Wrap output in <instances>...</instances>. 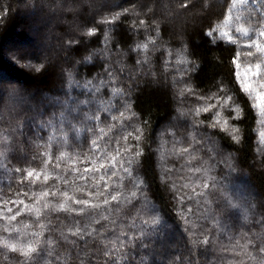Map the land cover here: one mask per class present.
<instances>
[{"label":"snow or ice","instance_id":"1","mask_svg":"<svg viewBox=\"0 0 264 264\" xmlns=\"http://www.w3.org/2000/svg\"><path fill=\"white\" fill-rule=\"evenodd\" d=\"M155 0H137L140 9L148 8V12L155 17L153 9L149 8L150 3ZM178 8L184 13H190L192 9L199 6L201 12L211 11V0H176ZM227 12L224 14L222 23L215 26L209 24L207 31L202 32L206 37V43L211 47L220 48L218 38L215 33L220 32V39L227 37L231 44H238V39H232L229 32L220 31L224 26H235V33L241 39H246L248 44L246 49L233 50L228 57H231V65L234 70L229 71L228 83L232 84V77L239 82V89L234 86L229 88L224 80L215 81L209 87H216L217 92L211 95L198 94L196 88V77L202 70L203 58L197 55L187 44L180 48L166 46L167 42L161 39L160 22L153 19L152 23H147L144 19H139L136 9H124L123 13L129 12L136 15L139 23L133 20L131 30H144V39H137L125 50L117 42V53H112L110 47L114 40L113 33L120 27L123 19L126 18L121 12H111L110 16H103L99 22L103 26V48H97L84 56L76 63L84 66L94 60L96 56H101L106 61L111 60L112 55H118L121 59L116 63L119 66V73L125 74L131 81L127 87L118 86L122 84L120 75L112 68L111 63H105L104 73H97L91 79L82 82L73 81L72 72H68L69 82L76 83L78 87L87 90L83 100L73 102L69 95L67 99L61 100L59 97H50L44 94L42 98L39 92L18 86L0 83V101L5 104L7 114L15 119L21 112L25 114V119L20 121L19 131L23 136V128H32L37 138L41 129L52 123L55 118L53 113L49 121L37 123V117L43 116V102L47 100L50 104L60 105L62 111L60 120L62 127L59 129L63 136V144L69 148L80 149L74 155H67L64 152L56 157L58 161L55 165L60 168L59 161L66 157L67 161L75 160L80 167H73V176L70 182L67 175L56 179L60 180L63 187L53 185L44 186L38 193L33 192V202L26 203L19 194L14 201L19 205L13 210L8 208L2 213L4 219L8 221L3 226V232L7 236L0 235V243L4 249L12 253L19 252L23 259L17 260L10 257L8 251L0 252V257L8 264H200L199 260L191 259L192 250L189 249V256L180 253L162 257L163 245L157 241L163 239V229L171 227L166 225V221L161 214L157 202L150 199V191L147 182L142 175L144 158L159 153L158 167L159 173L155 179L159 181L161 188L165 192L171 193L172 199L177 206V215L185 225V231L190 237L195 236V232L189 227L191 221L189 217L196 216L197 220H211L216 229H219L221 221L233 218L236 211L244 214L247 224H241V228L248 229L242 235L244 243L239 241L234 247H239L240 252L233 256L230 264H264V200L256 201L255 198H245L243 201L230 189V177L234 173L241 171L237 153V145L244 143V130L239 127L246 120L251 119L253 109H259L260 119L257 121L264 126V2L256 0V7L248 10L247 14H242L239 9L246 5L248 0H231L228 3ZM104 7H119L114 0H105ZM235 10V15L233 12ZM147 16L148 13H143ZM3 15V13H0ZM232 25H229V22ZM246 24L247 27L241 25ZM86 27V25H85ZM98 31L97 24L87 28L84 35L92 36ZM137 35L139 33L137 32ZM253 36L255 38H253ZM212 38L209 41V38ZM182 39V38H181ZM77 40L70 39L69 44H76ZM83 41H79L82 44ZM86 48V45H85ZM252 49H255L253 53ZM244 52V59L248 66L241 74V65L237 63V57ZM159 52L162 59V66L165 73L169 67H176L183 87L179 90V96H197L198 100L206 101L205 105L194 109H177V116L173 121L163 125V132L157 134L160 143L153 151L151 144L156 143L150 136H145V128L149 121L142 119V113L138 115L135 105L131 99L133 85H139L143 78L152 77L153 82L158 80V73L153 68V57L151 53ZM131 54L136 56L134 65H127L123 58ZM173 55L176 57L175 65L171 64ZM195 57L189 59V57ZM17 61H28L23 67L31 70L35 74H42L48 68L47 58L38 64L32 63L29 53L20 50L13 53ZM255 61V63H253ZM127 70V71H126ZM259 77V80L250 83L252 78ZM147 82V81H145ZM176 78H173V83ZM258 84V88L255 86ZM105 89L111 91V96L105 100L107 94ZM236 95H230V92ZM241 91L247 94V99L241 97ZM217 99L216 104L207 103L208 100ZM113 100L119 102L114 104ZM251 101V108L248 103ZM241 102L244 107H241ZM211 112V119H198L201 111ZM219 109V110H217ZM118 112L119 115L113 113ZM30 113V115H29ZM104 113L105 115H102ZM225 113L228 118H225ZM233 113L235 114L233 116ZM111 117V123L108 117ZM184 117L191 118L188 126L180 132L182 127L180 120ZM3 117L0 116V119ZM29 121L31 122L29 124ZM131 129V131H129ZM174 129L171 136V149L165 153L164 145L168 143L163 139L164 132ZM119 133V135L117 134ZM179 134V138L178 137ZM83 138L81 142L77 140ZM262 142H264V132H261ZM49 141L52 137L49 136ZM220 140H225L232 144L235 151L225 148ZM151 141V143H149ZM115 142V147H113ZM177 145H181L177 147ZM186 145V146H184ZM147 146V147H146ZM15 151L18 147L21 153L25 149L22 144L17 146L16 142L10 145ZM87 151H84V148ZM205 148L207 149L205 151ZM264 157V151H261ZM0 156L4 153L0 151ZM172 157L176 161H181L179 168L174 165L168 167L169 159ZM37 157L33 155L32 160ZM18 162L31 163L26 158H21ZM47 164V161H44ZM264 166V158L260 160ZM69 172L68 168L64 169ZM15 173L23 179L25 169L17 167ZM180 176L181 183H177L174 177ZM40 173L32 170L27 171L28 177L37 176ZM44 180H48L45 172ZM79 180L81 183L77 184ZM32 183V181H29ZM20 187L27 188L25 184ZM71 193V194H70ZM27 197V191L23 193ZM53 199L57 202L53 203ZM195 203V211L192 204ZM188 205L185 209V205ZM67 213L63 218L58 214L60 211ZM26 212L29 216L33 213L36 220L33 227L38 230L31 232L29 243L26 247H17L16 243H10L14 239L19 229H14L12 222ZM56 213V215H53ZM73 213L75 215H73ZM258 217V219H257ZM253 226H258V231L251 232ZM25 228L28 225H24ZM195 228V225H192ZM202 227V226H201ZM213 229L202 231V239H191L194 247L202 248V253L207 254L211 248L216 250L215 245L218 236L212 235ZM28 235V233H23ZM233 239V237H229ZM63 249V251H59ZM135 253L136 255H133ZM55 255L53 261L51 257ZM139 256V259L136 256ZM246 258V259H245ZM224 264L223 257L217 256L207 264Z\"/></svg>","mask_w":264,"mask_h":264},{"label":"trees","instance_id":"2","mask_svg":"<svg viewBox=\"0 0 264 264\" xmlns=\"http://www.w3.org/2000/svg\"><path fill=\"white\" fill-rule=\"evenodd\" d=\"M81 1L87 2L89 5L82 6L80 5ZM103 2L102 0L98 2L97 0H0V13H3V15H0V77L7 81L4 82L5 86L12 84L22 86L29 91L35 90V92L41 94L38 99L42 98L44 94H47V96L59 97L61 100H64L70 95L73 102H75L76 100H83L85 98L84 93L87 90L83 87H78L76 83H70L68 72H72L73 81L82 82L85 79H91L97 73L103 74L105 63H111L112 68L120 75L122 81V84L118 86L127 87L131 81L127 79L126 73H119V66L116 61L121 59V57L118 55H112L110 61H106L101 56H96L93 61L84 66L76 63L78 60H82L92 50L104 47V29L99 24L101 18L103 16H110L111 12H121L126 18L123 19L120 27L113 33L114 40L110 45L112 53H117V42H119V46H122L126 50L135 40L144 39L143 29L130 31L133 20L139 23V19H144L147 23L151 24L153 19H155L160 22L162 29L160 35L162 41L167 42L166 46L180 48L183 44H187L197 55L203 58L202 61H199L202 64V70L196 77V84H198L196 91L198 94L211 95L212 92H217L219 96L220 93L216 87H209L213 84L214 80H224L229 88L234 86L236 89H239V82L235 80L234 76L232 77L233 83H228L230 78L229 71L235 68L234 65H231V57H228V55L231 52V47L233 50L238 48L242 50L246 49L248 41L241 39L239 34L235 33V26L232 25L231 21L230 25L232 26L230 28L224 26L220 31L229 32L232 39L239 40L238 44H231L229 46V39L227 37L220 39V32H217L215 35L221 47L217 48L215 45L210 47L206 43L207 38L202 35V32L208 30L207 26L209 24L215 26L218 22H223L224 14L227 12L228 7L226 0H211V11L207 13L201 12L199 6L192 9L190 13H184L179 10L176 0L160 1L159 3L155 0L154 3H150L148 6L155 12V17L152 16V13L148 12V8L140 9L137 6V0H114V3L118 4L119 7L112 8L104 7ZM187 2L188 0H185V3ZM230 2L231 0H228V3ZM261 2H264V0H261ZM23 3H30V6L34 7V17L40 21L52 20L54 17H52L53 15L50 12L55 11L57 20H62L67 24L66 26L57 25L51 28V33L55 36L56 40L49 45L51 49H54L52 51L56 53V60L48 58V68L42 74H35L26 67H23L28 61H17L13 57V53H16V50H11V47L7 55H9L8 59L12 58L11 60L14 63L6 58L5 49L9 44L13 48L14 45L28 40L27 33L30 32L31 23L34 18L26 16L18 10V7ZM256 6V0H248V3L241 6L239 11L246 15L249 9ZM133 8L136 9V13L140 14L139 19L131 12L127 14L123 13L124 9ZM67 9H69V12L64 13L63 11ZM143 13L148 14L145 16ZM171 14H175V17L170 18L169 16ZM233 15H235V10ZM94 23L97 24L98 31L92 36L84 35L87 28L92 27ZM241 26L247 27L246 24ZM137 32L139 35H137ZM73 38L78 43L70 45L69 40ZM253 38L255 37L253 36ZM48 39L50 40V37ZM211 39L210 37L209 41ZM79 41H83V43L79 44ZM252 51L255 53V49H252ZM28 53L29 58L32 59V63L38 64L44 61L37 52L32 51ZM151 55L153 57V68L159 74L158 80L153 82L151 76L143 78L138 86L133 85L134 90L131 96L138 115L142 113V119L149 121L148 126L145 128V136H150L152 140H156V143L151 144V149H148L149 151L156 149L157 144L160 143L157 140V134L163 132V125L174 120L178 114L177 109L181 107L184 109H194L206 103L204 100H198L197 96H189L186 94L184 98H181L179 96V90L183 87V84L180 82L181 78L176 67H169L167 73H165L162 66V59H166L167 57H161L159 52L151 53ZM243 57L244 52L241 51V56L237 57V63L241 65L240 71L242 75L244 68L248 66L247 60ZM194 58L189 57L190 60ZM123 60L124 63L131 66L135 64L136 56L131 54L129 57H124ZM175 62L176 57L173 55L170 63L175 65ZM174 77L176 78L175 83H173ZM257 80H259V77L252 78L251 82L253 81L252 83L255 84ZM255 86L257 88L259 87L258 84ZM105 92L107 94L103 98L107 100L111 96V91L105 89ZM229 94L236 95V92L233 91ZM238 99L242 101L243 99H247V94L241 91V97H238ZM118 102V100H113L114 104ZM207 103L216 104L217 99L213 98L208 100ZM251 103L249 101V108H251ZM241 107H244L242 102ZM42 108L43 116L37 117V123L40 121H49L52 119L53 113H55V118L52 119V123L48 124L39 132V135L43 138H37L29 126L23 128L24 135L21 136L19 131H13V129L19 128L20 121L25 119V114L21 112L15 119H12L6 112L4 102L0 101V116L3 117L0 119V151L4 153V156H0V235H8V233L3 232V226L8 221L4 219L2 213L7 212L8 208L15 210L19 206L14 203L18 194L21 199H25L26 203H34L32 200L33 192H40L45 185L48 187H52L53 185L63 187L61 181L56 179L58 175L61 177L67 175L68 180L71 182L73 179L71 169L73 167H80L83 170L82 164L78 165L75 160L67 161L66 157L61 158L59 161L60 168L55 167L58 162L56 157L60 156L61 152L67 155H74L80 149L74 147L69 148L63 144V136L59 131L62 127L60 120V113L63 110L62 107L60 105L50 104L47 100H44ZM257 109L252 110L250 120H246L244 124L239 125L244 130V143L243 145L236 146L239 148L237 156L239 160L238 166L241 171L234 173L229 179L231 181L230 189L235 184L244 183L248 187L246 191L247 198H255L256 201H259L264 200V166L260 164V160L264 158L260 154L261 151H264V142H262L261 138V132H264V126L257 123L260 119ZM211 112V109L209 112L201 111L198 119H203L207 123L211 119ZM113 114L119 115L118 112ZM222 114L225 115V118H228L225 113ZM102 115L105 114L102 113ZM108 120L110 123L112 122L110 116ZM190 120V117L187 120L181 117V133L188 126ZM172 131L174 129H168L163 135V139L168 141L164 145L165 153L172 147ZM117 134L119 135V133ZM49 136L52 137L51 141L48 139ZM177 138H179V134ZM82 139L81 137L76 142L79 143ZM13 141L16 142L17 146L20 144L23 145L25 149L24 153H21L18 147L15 151L10 147ZM220 143L228 150L235 151L231 143L225 140H220ZM112 146H116L115 142H113ZM180 146L177 145V147ZM83 150L87 151V148L85 147ZM33 155L37 157L35 161L32 160ZM22 157L31 163L18 162ZM168 159L170 161L168 167L174 165L176 168H179L182 163L172 157H168ZM44 161H47V164ZM159 162V153L153 156L148 155L144 158L141 171L150 191V199L158 203L166 225L171 226H166L163 229V239H158L157 241L158 244L163 245L162 257H167L170 254L175 255L176 253L189 256L188 250L191 249L193 255L190 258L199 260L200 264H207L208 261L215 259L217 256L223 257L224 264H230L234 254L241 251L239 247L234 246L237 245L238 241L241 245L244 243L242 235L248 230L240 227L241 224L248 223L244 219L243 212L236 211L233 214V218L222 220L219 229H216L211 220H197L196 216L189 217L191 221L189 227L195 232V236L190 237L189 233L185 231L183 221L177 215V206L172 199L171 193L165 192L161 188L159 181L155 179V175L160 171L157 166ZM17 167L25 169L23 179L19 174L15 173ZM65 168L69 169L68 173H65ZM28 170L40 173L39 177H28ZM45 172L48 175L47 181L44 180ZM181 175L182 173H179L174 177L177 183H181ZM29 181H32V183H29ZM22 183L28 187H20ZM76 183L79 184L81 182L77 180ZM25 191H27V197L23 195ZM240 200L243 201L241 198ZM56 202L53 199V203ZM187 207L188 205L186 204L185 209ZM192 207L195 211V203L192 204ZM58 214L62 218L67 215L62 210ZM53 215H56V213ZM73 215L75 214L73 213ZM21 216L23 219L17 217V220L12 222L14 229H19V232L10 241V243H16L18 248L21 246L26 247L29 243L31 232L38 230L32 226L33 221L36 220L34 213L29 216L26 212H22ZM24 225H28V227L25 228ZM192 225H195V228ZM208 229H213L212 235L214 237L218 236L215 245L216 250L213 251L210 248L207 254H199L202 253V248L194 247L191 239H202L201 232ZM167 230L173 233L172 236L167 234ZM258 230V226L251 228V232ZM23 233H28V235H23ZM230 236L233 239L230 240ZM4 251H8L9 256L15 257L17 260L23 259L19 252L12 253L10 250L4 249L3 244L0 243V252ZM59 251H63V249ZM133 255L136 254L133 253ZM136 258L139 259V256L137 255ZM51 259L55 261V255ZM0 264H8V262L3 261L2 257H0ZM217 264H220V262L217 261Z\"/></svg>","mask_w":264,"mask_h":264},{"label":"rangeland","instance_id":"3","mask_svg":"<svg viewBox=\"0 0 264 264\" xmlns=\"http://www.w3.org/2000/svg\"><path fill=\"white\" fill-rule=\"evenodd\" d=\"M99 0H97L98 2ZM104 1V2H103ZM160 1H169V0H156L157 3H159ZM214 1V0H212ZM103 3H105V0H102ZM80 5L82 6H88L89 3L81 1ZM34 7L30 6V3H23L22 5H20L18 7V10L21 11L23 14H25L26 16L29 17H33L34 19L32 20L31 23V29L30 32L27 33L28 36V40H26V42H21L19 44H16L13 46H10L11 44L8 45V47L5 49V54H6V58L8 59L9 55H7L10 47L11 50L13 49L14 51L16 50V53H18L20 50H26L27 52H37L38 54L41 55V57L43 59H45V57L48 58H52L56 60V53H54V49L50 48L51 42H54L56 40L55 36L52 35L51 33V28L57 26V25H67L65 22H63L62 20L58 21L57 17H55V11L50 12L54 17L52 18V20H47V21H40L38 18L36 19L34 16V12L35 10L33 9ZM64 13H68L69 9L63 11ZM59 14V12H58ZM61 14V12H60ZM170 18H174L175 14H171L169 16ZM31 19V18H30ZM230 25V22H229ZM228 28H230L231 26H226ZM45 32V33H44ZM50 32V33H49ZM48 37H50V40L48 39ZM13 44V43H12ZM60 54V53H59ZM12 58L8 59L12 62L11 60ZM14 63V62H12ZM7 82L6 80H4V78L0 77V83H4ZM253 82V81H252ZM250 81V83H252ZM258 113H259V109ZM248 190V187L245 186L244 183L241 184H235L232 186L231 191L234 192L236 194V196L240 197L242 200L247 198V193L246 191ZM170 230H167V234L171 235L173 233H170Z\"/></svg>","mask_w":264,"mask_h":264}]
</instances>
